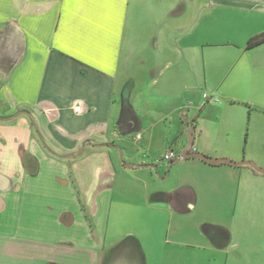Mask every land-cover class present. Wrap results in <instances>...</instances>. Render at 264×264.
<instances>
[{
  "label": "crops",
  "instance_id": "0c3cea01",
  "mask_svg": "<svg viewBox=\"0 0 264 264\" xmlns=\"http://www.w3.org/2000/svg\"><path fill=\"white\" fill-rule=\"evenodd\" d=\"M263 32L264 0H0V264H260L262 247L252 260L233 240V206L230 221L190 218L199 199L236 207L237 181L252 174L178 156L159 186L144 144L238 158L230 126L209 131L190 108L197 89L201 112L231 77L256 73L264 92V42L246 47ZM216 69L228 73L211 82ZM152 91L169 109L145 118ZM135 123L141 161L117 143ZM130 171L145 215L168 218H111L114 182ZM191 171L215 177L200 195V181L181 182Z\"/></svg>",
  "mask_w": 264,
  "mask_h": 264
},
{
  "label": "rangeland",
  "instance_id": "374dc122",
  "mask_svg": "<svg viewBox=\"0 0 264 264\" xmlns=\"http://www.w3.org/2000/svg\"><path fill=\"white\" fill-rule=\"evenodd\" d=\"M225 58L227 60L229 59V56H226ZM231 60L232 59L230 57V61ZM232 63L235 64L234 61L231 62L229 64V69L234 65ZM214 67L215 65L212 64L213 69ZM216 71L217 69L215 71L209 70L208 77L211 82L221 81L228 73L225 70L220 71V78L218 77L217 79ZM255 74L256 73L248 75L245 80H238L234 77H231L232 80L230 81V84L227 83V85L222 86V95L219 93L217 95V100L214 101L213 99L210 103H207L206 109H203L201 112L197 107L199 101L201 100V93L203 92V89H197L193 93L197 103L192 106V108H190V113L194 115L199 114V124L202 122V120L205 121L206 123L204 126H206L209 131L214 130V128H211L213 121H219L223 124H227V126H230L233 140L232 146L236 147V149L240 151L238 154L240 156H238V158L229 159L238 162L250 161L257 166L264 168V92L262 93L255 91L256 89L260 88L256 84H252V78ZM262 74L263 73H261L260 76H262ZM227 80L228 79H226L225 82H228ZM154 94L155 92L152 91L150 94L152 100H150L148 104H144L145 107H148L147 110L144 109L141 113V115L145 116V118H149L151 116L150 111L156 112L161 110L165 111L166 108L167 110L169 109V104L165 101H161L159 98H156L158 97L157 94L156 97H154ZM192 99H194V97H192ZM138 101L139 104L143 102H141L140 99ZM216 103H218V106L216 105L212 107L211 104ZM124 104L128 106L126 103ZM129 109V107H125V109L121 111L124 120H127L129 117H131V110ZM118 115L119 111L115 112V117ZM171 116V120H174L173 129L176 131V117L175 115ZM139 130L140 128L136 126V123L132 127L127 126L125 129H118L121 140H117V143L122 145L123 148H126L125 157L134 160L136 159V161L145 160L147 158V154H145L143 157V153H146L145 150L139 147V144H142L143 141L139 140V138H136ZM191 136L192 134L185 132V137H187V139ZM144 145L150 147L149 151L147 152L149 160L152 162L156 160L159 166V172H157L159 175H155V178L157 179L156 183L159 186L168 187L169 178H166V174L170 163L162 159V156L166 150L163 152L161 151V144L159 143L157 137L154 138L149 145L147 143ZM166 145L172 144H170L169 141V143ZM172 149L175 153V158H177L180 154V148L173 147ZM243 170H246V172H249L252 174V176L247 177L246 179L239 178L237 181L239 186V200L236 207L233 205V200H224L219 203L213 200L206 201L199 199L195 205L196 209L191 212L190 218H229L228 221H230V218L233 217L229 215V212L225 213V210L228 209L226 206H233L232 210H235L234 225L236 226V230L238 232L236 234V239L234 238L233 240L238 243L247 242L252 245L250 250L253 251V255H250V259L255 260L256 257H260L255 256L260 250L258 247L260 246L264 249V175H254L250 167L247 166H244ZM188 173L189 175H183L184 178L181 179V182H185L186 179H189L191 183H193L194 180L200 181V186L197 183H193L199 195L203 189L205 190L207 188L206 184L215 179V177L205 172L191 171ZM128 174L129 175L123 180L120 177H117L114 182L113 189L115 192L111 205V218H144L143 216L152 215L154 218H168V216L162 210L152 211L153 214L148 212V214L145 215L146 212L144 210L146 209L143 208L137 199L136 202L134 200V189H136V186L132 182L134 180L135 173L130 171ZM192 177L195 179L192 180ZM242 190L244 191L242 192ZM242 194L244 196V203H246V206H244L242 203ZM117 199H119V201L122 203H120V206L116 204ZM223 199H225V197H223L222 200ZM229 209L231 208L229 207ZM248 221L252 222L250 223ZM243 231L244 234H248L250 236H246L247 238H244L242 236ZM262 254L263 257L261 256L260 264H264V253Z\"/></svg>",
  "mask_w": 264,
  "mask_h": 264
},
{
  "label": "water",
  "instance_id": "95a60500",
  "mask_svg": "<svg viewBox=\"0 0 264 264\" xmlns=\"http://www.w3.org/2000/svg\"><path fill=\"white\" fill-rule=\"evenodd\" d=\"M80 154H81V151L78 152V155ZM179 158L180 159L195 158L205 163H208L210 165L226 164V165L233 166V167L247 166L258 173L264 174V168L259 167L250 161H239L238 162V161H233L232 159H229V158H213V157L206 156L197 151L188 152L187 150H184L179 155Z\"/></svg>",
  "mask_w": 264,
  "mask_h": 264
},
{
  "label": "trees",
  "instance_id": "16d2710c",
  "mask_svg": "<svg viewBox=\"0 0 264 264\" xmlns=\"http://www.w3.org/2000/svg\"><path fill=\"white\" fill-rule=\"evenodd\" d=\"M262 42H264V32H263V33H260V34H258V35H256V36H254V37H252V38H250V39L247 41V46H246V47L250 48V47H253V46H255V45H257V44H260V43H262ZM178 160H179L178 158H175V159H173V160L171 161V163H175V162H177Z\"/></svg>",
  "mask_w": 264,
  "mask_h": 264
},
{
  "label": "built area",
  "instance_id": "2783aa9c",
  "mask_svg": "<svg viewBox=\"0 0 264 264\" xmlns=\"http://www.w3.org/2000/svg\"><path fill=\"white\" fill-rule=\"evenodd\" d=\"M203 97H204L205 99H208V100L211 99V96H208V95H206V94H203ZM174 158H175V153H174V151L171 150V149L166 150V151L164 152L163 156H162V159L165 160V161H167V162H169V163H170Z\"/></svg>",
  "mask_w": 264,
  "mask_h": 264
}]
</instances>
